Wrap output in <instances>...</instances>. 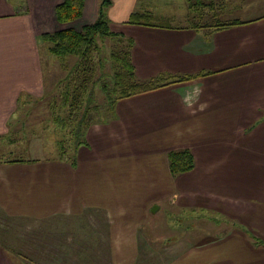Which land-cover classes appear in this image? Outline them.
<instances>
[{"label":"crops","instance_id":"crops-1","mask_svg":"<svg viewBox=\"0 0 264 264\" xmlns=\"http://www.w3.org/2000/svg\"><path fill=\"white\" fill-rule=\"evenodd\" d=\"M64 1L0 0V128L29 98L39 102L49 82L56 88L71 76L76 64L41 38L71 28L56 17ZM237 1L238 12L227 14L235 0H194L209 11L147 26L129 20L156 17L150 0H111L110 28L124 24L111 31L132 41L137 79L161 87L119 100L114 118L91 126L68 158L0 161V264L93 261L102 251L84 258L79 247L97 243L107 248L105 264H264V0ZM100 2L85 0L73 28L94 23ZM218 7L213 19L230 26L208 28ZM185 150L195 166L173 175L169 154ZM164 204L209 222L202 233L151 222ZM57 219L82 240L61 259L51 244ZM99 220L102 228L89 226ZM82 221L103 236L92 241L71 228ZM25 224L38 233L29 245Z\"/></svg>","mask_w":264,"mask_h":264},{"label":"rangeland","instance_id":"rangeland-1","mask_svg":"<svg viewBox=\"0 0 264 264\" xmlns=\"http://www.w3.org/2000/svg\"><path fill=\"white\" fill-rule=\"evenodd\" d=\"M150 1L152 4L153 12L156 15V18L153 20V22H156L158 25L163 24L162 21L165 20V17H169V18L170 17L175 18L178 16L185 17L187 14H189V11L190 14L198 10L201 12L209 11L208 8L194 9L193 8L194 0L192 1L191 0L189 1L188 0H150ZM235 1L237 3H234L233 5L227 7L225 13H227V11L229 10L232 11L231 12L232 14H236L238 12L237 6L239 4V1L237 0ZM220 10L221 7L212 8L210 10L211 17H209L208 19V22L210 23L207 24L208 28H216L222 26L223 24H227L220 22L222 21L221 16L213 19L214 15L220 14L218 13L220 12ZM80 19L68 22L67 24L68 26H71L72 29H74L73 28L74 25L77 22H79ZM94 23L91 24L89 22V26L93 25ZM85 26L88 25L85 24ZM123 26L124 24L121 23L116 25L114 24L113 26H111V29H114V31H119L123 28ZM83 29L82 30L74 29V30H76L77 33H81ZM98 39H99L98 55L100 59V65L98 67V70L96 71L97 74L96 79H99L98 77H100L103 81L108 82L107 83L108 89H111L113 85L110 79L112 75V65H113V60H112L113 58L111 54L114 51L124 49L126 47V43H123L121 39H116V38L113 39V38L104 37L103 39H100V36H98ZM45 45H46L45 48L49 49L48 44L45 43ZM69 58L72 59L71 62L73 64H76L78 62L77 58L75 57H69ZM59 62L60 61H56V64H59ZM102 63L104 64V66L101 68ZM50 80L51 78H48L47 82ZM50 83L51 82H49V86L46 89V94L44 95L43 98H41L39 102H34L33 100L31 101V98H29V101L23 103L22 107L19 108V113H18L19 117L6 120L5 128L4 129L0 128L2 130V132L0 133V161L17 160V159L22 161L37 160V159L59 160V158L64 159L65 157L67 158L69 155H73L77 147H79L75 143V138L73 136V131L75 130V128L73 125H71V121L69 120L73 105L72 97L70 98L71 100L70 102H64L66 84L61 86L59 84L56 85V88H53ZM104 92L102 93L100 89H97V94L95 97V99H97L95 105L98 106L97 108L99 109L98 111L100 112L101 116H104V114L107 112L105 111V109L107 108L106 105L107 96L104 95L105 94ZM89 106L91 107L92 105H88V101L82 99L77 103V110H79L77 114L80 115L85 113L86 110L90 108ZM62 147L66 149V153L64 152ZM150 221L158 222V223L172 222L174 224H186V225L192 224L196 226L198 233L199 232L202 233L204 226L209 222V218H207L204 215H201L200 213H195L192 210L188 211L187 213L185 212L182 213L180 211H177L175 208H173L171 204H166V205L164 204L162 206L161 211H158L156 214H151ZM67 223H68L67 221H64L62 219H57L55 222L57 232L55 235H53L54 239H51L52 241L51 244H52V253L55 254V258L58 259L59 258L61 259L63 257V254L75 253L74 251L77 249V247L75 246L73 247L74 243H80L82 241V240L79 241L71 240L70 236L73 232L69 229ZM92 223L94 224L93 221ZM98 223L99 224H94V225H91L89 223L90 224L89 226H92L94 228L96 227L102 228L104 222L102 223V221L99 220ZM40 226H37V228H39ZM75 226L76 227L80 226L81 228H83V230L85 231V236L88 237V240H92V241L99 240L103 236L101 235L100 237L99 234H97V237H95L97 231H92L91 228L87 229L86 227H88V225H85L83 221L80 223L73 224L71 228L75 229ZM32 227L33 225L26 226L29 235L28 237L29 239L27 241L28 245L32 244L31 242L35 240L34 236L38 234L37 231L35 232L31 231ZM45 227H47L46 224ZM45 227L43 229H39V232L43 235H47L45 231ZM220 227L222 229L225 228L226 226L221 225ZM48 228L49 226L46 229ZM183 231L184 229L181 226L178 229H176V234L180 235L184 233ZM78 233L79 231L77 230V234ZM156 233L161 234V231H158ZM104 235L106 238L105 230H104ZM96 250L102 251L101 253L102 257H99L98 259H93V261L90 259L81 260L80 258L74 261H70L66 258V260H63V263L58 261L56 262V264H105L102 262L107 253V248L100 243L92 244V245L89 244L87 246H80L78 255L83 256L84 258L85 257L89 258L95 255ZM103 254H104V258H103ZM56 255H59V257L58 256L56 257ZM40 264H45V263H40ZM136 264H146V263L144 260H140Z\"/></svg>","mask_w":264,"mask_h":264},{"label":"trees","instance_id":"trees-1","mask_svg":"<svg viewBox=\"0 0 264 264\" xmlns=\"http://www.w3.org/2000/svg\"><path fill=\"white\" fill-rule=\"evenodd\" d=\"M84 3L85 0H65L56 7L57 20L66 24L80 19L83 15ZM110 6L111 0H101L97 21L93 25L85 26L81 33L68 28L54 33L43 34L41 37L49 45V52L52 55L60 59L77 58L78 62L71 76L61 80L58 85L66 84L64 102H70L72 97L73 105L69 120L75 128L73 136L78 146L84 142V135L91 126L108 122L114 118L115 107L119 100L144 94L161 87L158 81L144 82L137 79L130 57L132 41L127 40V42H124L121 34L111 31L107 14ZM155 18L149 13L138 12L131 15L129 23L157 26L158 24L153 22ZM227 26H230V24H223L220 27ZM98 36H100V39L104 37L121 39L123 43H126L124 49L114 51L111 54L113 58L112 75L110 77L113 84L111 89H108V82L103 81L100 77L96 79V71L100 65ZM103 66L104 64L102 63L101 68ZM97 89H100L102 93L105 91L104 95L107 96V108L105 109L107 112L104 116H101L98 106L95 105V102H97V99H95ZM82 99L88 101V105L92 106H89L90 108L85 113L78 115L77 103ZM62 149L66 153V149L63 147ZM169 164L171 173L178 175L191 171L195 166V161L191 152L185 150L170 153Z\"/></svg>","mask_w":264,"mask_h":264}]
</instances>
